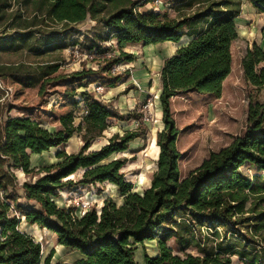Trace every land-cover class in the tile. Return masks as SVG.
Wrapping results in <instances>:
<instances>
[{"label": "trees", "instance_id": "16d2710c", "mask_svg": "<svg viewBox=\"0 0 264 264\" xmlns=\"http://www.w3.org/2000/svg\"><path fill=\"white\" fill-rule=\"evenodd\" d=\"M0 1L1 14L15 0ZM22 1L35 9L24 31L60 36L92 22L115 31V46L106 47L101 39L89 50L87 62L96 69L83 63L81 71L67 73L59 61L0 66V80L14 91L11 104H2L5 91L0 88V264H52L55 253L43 262L40 243L20 230L22 220L53 234L59 247L76 252L79 259L74 264H232L235 256L242 264H264V102L251 100L245 134L212 153L186 177L177 149L182 131L175 103L186 96L208 104L222 97L233 69L232 47L239 40L237 19L243 0ZM160 2L179 16L156 13ZM249 2L264 17V0ZM147 5L153 10L140 11ZM185 36L192 40L165 59L159 72L164 128L157 134V170L149 188L137 193L122 172L126 160H108L144 138L148 128L144 112L121 115L95 92L80 90L86 80L87 85L118 87L126 74L118 73L117 67L134 59L122 51L123 45L179 44ZM241 65L246 82L255 90L264 88V51L254 44ZM80 97L84 111L76 126ZM13 111L16 117L10 115ZM126 119L138 127L114 134L108 145L90 151L111 120ZM76 134L84 143L79 152H61L56 164L33 168V156L66 145ZM250 168L253 176L246 171ZM16 172L27 179L20 182ZM104 184L117 189L121 204L107 199L100 209L93 206L78 215L75 207L55 202L66 190ZM204 227L214 236L222 229L216 246L207 244L208 238L203 244L182 243L184 234L194 238V230L202 235ZM229 233L234 241L228 239ZM171 239L182 249L193 246L198 256L174 255L168 247ZM152 241H157L159 255H145L143 263L137 262V246Z\"/></svg>", "mask_w": 264, "mask_h": 264}, {"label": "rangeland", "instance_id": "374dc122", "mask_svg": "<svg viewBox=\"0 0 264 264\" xmlns=\"http://www.w3.org/2000/svg\"><path fill=\"white\" fill-rule=\"evenodd\" d=\"M22 0H15L11 7L0 14V66H36L46 62L59 61L67 73L81 71L83 63L87 69H96L95 64L88 63L89 50L100 45L101 39L106 47L115 46V31L105 29L100 25L89 22L79 30L66 32L60 36L50 34H32V31H24L35 16L34 6H27ZM2 2L0 1V4ZM153 10L151 5L140 7V11ZM166 13L171 18L179 16L174 8L159 3L156 13ZM37 24L40 22L38 20ZM39 22V23H38ZM47 26L51 23L46 22ZM23 25V26H21ZM62 31L60 25L56 26ZM239 40L233 44V69L231 75L224 84L223 95L220 99L208 104L205 99L197 96H186L176 101L177 126L182 131L177 142V149L181 154L179 162L180 171L183 177L200 167L204 161L209 159L212 153H218L230 146L237 138L243 136L247 128L248 106L251 100L258 99L264 102V88L255 90L245 78L242 69V60L247 51L256 44L264 51V17L254 8L249 0H243L242 13L237 19ZM43 30V28L41 29ZM37 33V32H36ZM192 40L185 36L179 44L165 43L156 46L144 47L143 45H123L122 51L134 56L131 63L125 62L117 67L118 73H125L124 79L116 88H106L99 84H83L81 92H95L97 97L117 109L121 115L128 116L135 111L144 112L147 124V133L144 138L137 139L129 146L124 153L114 154L112 160H126L123 169L126 180L134 185L135 192L142 193L149 188L152 176L157 170V160L160 149L157 143V134L164 128L162 123V111L159 103L160 79L159 72L163 61L171 56L182 46ZM120 49H117L119 54ZM85 85L87 87H85ZM0 88L5 91L2 97V104H11L14 91L5 86L0 80ZM100 90H97V89ZM54 99H52L53 101ZM80 112L76 116L77 126L83 117L84 99L79 98ZM12 117L17 114L13 111ZM109 129L103 137L97 139L90 151H98L108 145L109 139L114 134L123 135L138 127V123L132 120H111ZM156 138V139H155ZM84 143L79 134L64 146L52 149L41 156L32 157L33 168L49 166L59 162L57 155L65 152L68 155L79 152ZM250 176H253V169H246ZM20 182L27 178L22 172H16ZM80 177L75 175L76 179ZM113 199L118 204L122 203L117 189L110 184L98 185L95 187H75L66 190L55 200L60 207H75L76 213L81 215L85 210L96 207L100 209L105 200ZM23 202V201H22ZM24 203V202H23ZM20 230L36 239L42 249L43 262L54 252L52 264H74L79 255L71 250L64 249L57 245V238L48 231H38L28 226L22 220ZM202 235L195 230L194 238L189 234L183 235V244L190 242L203 244L205 239L210 246H216L223 238L222 229L214 236L213 232L204 227ZM245 233V232H243ZM228 239L234 241L235 237L228 234ZM225 241V240H224ZM157 241L147 242L143 247L137 246L136 261L144 262V256L156 257L159 255ZM176 256L184 257L187 254L198 256L193 246L184 249L175 244L174 239L168 242ZM232 264H242L239 257H232Z\"/></svg>", "mask_w": 264, "mask_h": 264}, {"label": "crops", "instance_id": "0c3cea01", "mask_svg": "<svg viewBox=\"0 0 264 264\" xmlns=\"http://www.w3.org/2000/svg\"><path fill=\"white\" fill-rule=\"evenodd\" d=\"M156 139V138H155ZM155 145H156V142H155ZM29 226V225H28ZM30 227H33V228H36L38 231L40 230L38 227L36 226H30ZM40 231H47V230H40Z\"/></svg>", "mask_w": 264, "mask_h": 264}, {"label": "built area", "instance_id": "2783aa9c", "mask_svg": "<svg viewBox=\"0 0 264 264\" xmlns=\"http://www.w3.org/2000/svg\"><path fill=\"white\" fill-rule=\"evenodd\" d=\"M101 89V88H100ZM99 88L97 90H100Z\"/></svg>", "mask_w": 264, "mask_h": 264}, {"label": "bare ground", "instance_id": "6f19581e", "mask_svg": "<svg viewBox=\"0 0 264 264\" xmlns=\"http://www.w3.org/2000/svg\"><path fill=\"white\" fill-rule=\"evenodd\" d=\"M159 148V147H158Z\"/></svg>", "mask_w": 264, "mask_h": 264}]
</instances>
